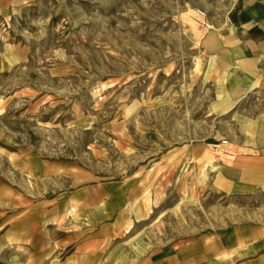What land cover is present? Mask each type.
I'll list each match as a JSON object with an SVG mask.
<instances>
[{
	"label": "rangeland",
	"instance_id": "obj_1",
	"mask_svg": "<svg viewBox=\"0 0 264 264\" xmlns=\"http://www.w3.org/2000/svg\"><path fill=\"white\" fill-rule=\"evenodd\" d=\"M224 8L0 0V197L66 193L68 253L114 244L133 261L220 244L226 264L263 253L264 145L249 137L264 123L244 131L213 80Z\"/></svg>",
	"mask_w": 264,
	"mask_h": 264
},
{
	"label": "crops",
	"instance_id": "obj_2",
	"mask_svg": "<svg viewBox=\"0 0 264 264\" xmlns=\"http://www.w3.org/2000/svg\"><path fill=\"white\" fill-rule=\"evenodd\" d=\"M224 1L231 31L219 42L213 80L222 97L224 94L220 105L225 100V107L239 108V114L245 117L240 122L242 129L257 130L256 125L264 123V0ZM249 139L264 145V134ZM4 192L5 196L0 197V264H226L227 251L220 244H203L197 251L192 244L186 248L174 244L152 258L133 261L114 244L98 245L90 251L76 245L68 253L63 227L67 219L66 193L36 200L29 197L25 187H11ZM98 232L114 236V231ZM238 264H264V252Z\"/></svg>",
	"mask_w": 264,
	"mask_h": 264
}]
</instances>
